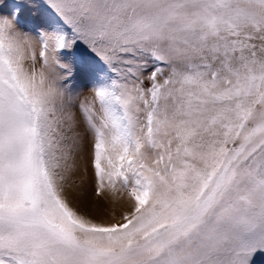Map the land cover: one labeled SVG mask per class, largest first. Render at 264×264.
<instances>
[{"label":"snow or ice","instance_id":"6c2138e0","mask_svg":"<svg viewBox=\"0 0 264 264\" xmlns=\"http://www.w3.org/2000/svg\"><path fill=\"white\" fill-rule=\"evenodd\" d=\"M0 264H264V0H0Z\"/></svg>","mask_w":264,"mask_h":264}]
</instances>
